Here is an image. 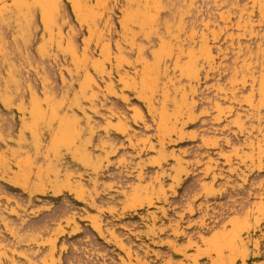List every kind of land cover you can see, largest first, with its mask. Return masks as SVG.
<instances>
[{"label": "rangeland", "instance_id": "rangeland-1", "mask_svg": "<svg viewBox=\"0 0 264 264\" xmlns=\"http://www.w3.org/2000/svg\"><path fill=\"white\" fill-rule=\"evenodd\" d=\"M0 264H264V0H0Z\"/></svg>", "mask_w": 264, "mask_h": 264}, {"label": "bare ground", "instance_id": "bare-ground-1", "mask_svg": "<svg viewBox=\"0 0 264 264\" xmlns=\"http://www.w3.org/2000/svg\"><path fill=\"white\" fill-rule=\"evenodd\" d=\"M146 78V77H145ZM67 131V130H66ZM68 134V133H67Z\"/></svg>", "mask_w": 264, "mask_h": 264}]
</instances>
